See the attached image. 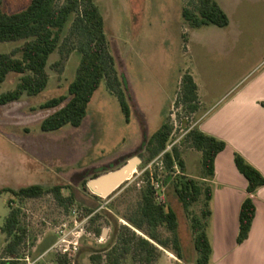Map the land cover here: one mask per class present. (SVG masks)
<instances>
[{"label":"rangeland","instance_id":"rangeland-1","mask_svg":"<svg viewBox=\"0 0 264 264\" xmlns=\"http://www.w3.org/2000/svg\"><path fill=\"white\" fill-rule=\"evenodd\" d=\"M30 1L0 0V10L19 12ZM186 2L95 0L105 21L117 74L126 85L128 121L117 97L102 82L80 127L66 125L54 132L40 131L41 121L55 111L41 109L40 105L67 95L80 63L78 52H72L62 66H55L60 59L59 52L50 56L49 81L43 92L0 105V228L10 208L20 207L22 222L28 230L25 254L32 258L39 255L54 243L57 226L82 220L86 217L85 211L78 203L65 210L51 195L20 201L3 189L18 190L30 185L71 186L82 192L80 196L90 204L93 199L83 192V182L138 158L140 163L126 186L99 201L119 223L128 225L122 217L136 202L138 194L136 190L131 193H123V190L128 185L137 188L142 185L143 172L152 170L158 161L157 158L148 160L142 144L166 121L174 128L167 150L177 146L185 160V175L202 182L201 152L183 142L186 130L198 127L201 112L188 116L182 106L176 105L182 78L186 73L193 76L200 108L201 103L209 105L235 90L264 56V11L253 9L249 14L248 7L243 6L230 16L231 24L226 28L214 25L191 28L182 17ZM21 44L22 41L0 43V53H9ZM18 79L19 75L8 74L0 83V94L13 89ZM175 171L178 173L179 169L176 167ZM167 173L159 168L158 179L153 183L158 191L157 200L170 206L177 215L176 236L181 260L176 257L170 241L167 248L156 244L160 253L154 264H197L189 215L174 192L175 174L167 176ZM63 193L68 195L69 190L64 189ZM202 201L190 207L191 213H200ZM105 221H98L103 229L99 236L88 230V223L84 224L86 234L71 264H92L90 255H103L100 264H106L105 249L109 248L113 226ZM160 234L163 239L173 236L165 227L160 228ZM5 241L6 236L0 232V255ZM41 262L37 264H55ZM20 264H24L22 260ZM120 264H135L133 252L126 254Z\"/></svg>","mask_w":264,"mask_h":264},{"label":"trees","instance_id":"trees-1","mask_svg":"<svg viewBox=\"0 0 264 264\" xmlns=\"http://www.w3.org/2000/svg\"><path fill=\"white\" fill-rule=\"evenodd\" d=\"M182 17L191 28L210 25L224 28L229 25L228 16L216 0H187L182 8ZM15 41H22V44L9 53H0V83H3L10 73L19 75L16 86L0 94L1 106L16 102L23 96H36L45 90L49 81L47 67L53 53L60 54L55 66H62L72 52H78L81 57L80 63L74 79L68 86L67 95L51 98L40 105L41 109H55L41 121L40 131L54 132L66 125L80 127L86 118L88 106L102 82L105 83L107 90L117 97L121 111L128 121L130 110L126 85L117 74L105 21L95 0H31L27 7L19 12L7 13L0 10V43ZM176 105L182 106L188 116L200 109L198 86L189 73L182 78ZM260 105L264 107V101ZM173 131V125L166 121L142 144L148 153V160L153 161L157 158L158 161L153 164L152 170L146 169L143 172L142 185L138 188L136 185H128L123 190V193L136 190L138 194L136 202L122 217L128 225L119 223L115 215L101 208L99 201L102 198L91 194L86 182H83L81 187L83 192L93 199L90 204L80 196L82 192L71 186L30 185L18 190L2 191L10 192L20 201L51 195L65 210L78 203L83 207L85 216H90L88 230L96 236L103 234L98 221L105 219V223L110 222L113 233L109 239V248L105 249L106 264H120L125 255L131 252L135 264H154L160 253L156 244L167 248L170 241L176 257L181 260L176 236L177 215L170 206L157 200L158 191L153 183L158 179V170L161 168L166 173L175 174L174 192L189 215L193 247L198 253L196 263L209 264L212 248L206 228L211 216L209 203L212 191L207 181L214 176L215 158L226 148V143L205 134L198 127H189L186 130L183 142L201 152L200 177L203 180L199 182L185 175L186 164L178 147L173 145L167 150ZM234 164L247 181V195L240 206L236 237V243L240 245L247 239L255 218L253 194L264 187V175L239 153L234 154ZM176 167L179 169L178 173L175 171ZM97 176L98 174L92 178ZM127 183L126 181L118 190ZM64 189L69 190L68 195H64ZM202 199L200 213H191L190 207ZM161 227L173 233L172 239L161 237ZM0 232L6 236L0 264H20L28 238V230L22 222L20 207L10 208ZM102 258L103 255H90L92 264H100ZM44 261L71 264L66 255L57 252L48 253L42 262Z\"/></svg>","mask_w":264,"mask_h":264},{"label":"crops","instance_id":"crops-1","mask_svg":"<svg viewBox=\"0 0 264 264\" xmlns=\"http://www.w3.org/2000/svg\"><path fill=\"white\" fill-rule=\"evenodd\" d=\"M216 2L228 16V26L230 16L243 6L249 14L253 9L264 11V0ZM259 61L235 90L209 105L201 103L199 109V130L226 143L215 158L214 176L207 181L212 191L206 228L212 248L209 264H264V187L253 194L255 218L247 239L238 245L239 210L247 195V181L234 164V154L239 153L264 175V107L260 105L264 101V56Z\"/></svg>","mask_w":264,"mask_h":264},{"label":"built area","instance_id":"built-area-1","mask_svg":"<svg viewBox=\"0 0 264 264\" xmlns=\"http://www.w3.org/2000/svg\"><path fill=\"white\" fill-rule=\"evenodd\" d=\"M101 208H104L101 206ZM90 216H86L82 220H75L74 224H60L56 227L55 241L45 251L32 258L29 254H25L21 259L24 264H37L43 261L50 252H57L66 255L70 260L76 256L81 247V239L86 234L84 224L88 223ZM89 234V233H87Z\"/></svg>","mask_w":264,"mask_h":264},{"label":"water","instance_id":"water-1","mask_svg":"<svg viewBox=\"0 0 264 264\" xmlns=\"http://www.w3.org/2000/svg\"><path fill=\"white\" fill-rule=\"evenodd\" d=\"M139 163L138 158H132L123 167L92 178L86 183V187L91 194L107 198L130 179Z\"/></svg>","mask_w":264,"mask_h":264}]
</instances>
